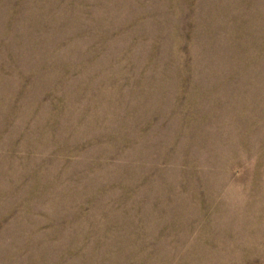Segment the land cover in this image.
Returning a JSON list of instances; mask_svg holds the SVG:
<instances>
[{
	"label": "rangeland",
	"instance_id": "obj_1",
	"mask_svg": "<svg viewBox=\"0 0 264 264\" xmlns=\"http://www.w3.org/2000/svg\"><path fill=\"white\" fill-rule=\"evenodd\" d=\"M0 264H264V0H0Z\"/></svg>",
	"mask_w": 264,
	"mask_h": 264
}]
</instances>
